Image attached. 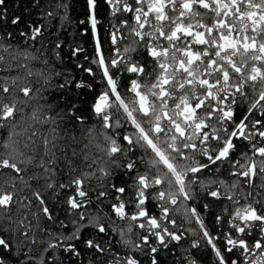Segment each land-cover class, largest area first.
<instances>
[{
  "label": "trees",
  "instance_id": "16d2710c",
  "mask_svg": "<svg viewBox=\"0 0 264 264\" xmlns=\"http://www.w3.org/2000/svg\"><path fill=\"white\" fill-rule=\"evenodd\" d=\"M95 40L88 0H0V264H210L211 244L257 224L245 185L227 168L189 172L182 193L154 153L115 140L95 111Z\"/></svg>",
  "mask_w": 264,
  "mask_h": 264
},
{
  "label": "flooded vegetation",
  "instance_id": "af4514ba",
  "mask_svg": "<svg viewBox=\"0 0 264 264\" xmlns=\"http://www.w3.org/2000/svg\"><path fill=\"white\" fill-rule=\"evenodd\" d=\"M104 1L109 12L98 20L94 0L95 34L88 0L106 88L95 111L105 114L115 140L139 142L169 169L153 142L177 169L182 193L189 172L198 182L222 168L240 178L251 198L244 221L257 224L238 227L243 239L211 244L210 264L238 262L229 256L233 245L243 248V264L255 263L250 246L264 264V0Z\"/></svg>",
  "mask_w": 264,
  "mask_h": 264
},
{
  "label": "water",
  "instance_id": "95a60500",
  "mask_svg": "<svg viewBox=\"0 0 264 264\" xmlns=\"http://www.w3.org/2000/svg\"><path fill=\"white\" fill-rule=\"evenodd\" d=\"M89 5H90L92 26H93V30H94V32L96 34L97 28H96V23H95L94 0H89ZM107 77H108V80H109V83H110L111 90H112L114 96L116 97V100L119 102V104L125 109V111L128 113V115L131 117V113L128 110L127 105L125 104V102L123 101V99L121 98L119 93L117 92V90H116L112 80L110 79V77L109 76H107ZM151 143H152V146L154 147V149L162 156L163 160L168 165V167L172 171V173L177 177L180 186H182V181H181V178L179 177L177 169L170 162V160L163 154V152L153 142H151ZM0 201L8 202V201L5 200L4 196L0 197Z\"/></svg>",
  "mask_w": 264,
  "mask_h": 264
}]
</instances>
